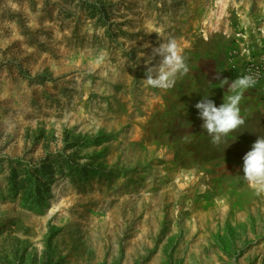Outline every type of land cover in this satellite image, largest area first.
<instances>
[{
    "label": "rangeland",
    "instance_id": "rangeland-1",
    "mask_svg": "<svg viewBox=\"0 0 264 264\" xmlns=\"http://www.w3.org/2000/svg\"><path fill=\"white\" fill-rule=\"evenodd\" d=\"M263 56L264 0H0V264H264L263 82L219 145L195 107Z\"/></svg>",
    "mask_w": 264,
    "mask_h": 264
},
{
    "label": "clouds",
    "instance_id": "clouds-1",
    "mask_svg": "<svg viewBox=\"0 0 264 264\" xmlns=\"http://www.w3.org/2000/svg\"><path fill=\"white\" fill-rule=\"evenodd\" d=\"M153 52L160 60L158 64L147 68L144 79L147 86L169 89L179 76L188 73L186 58L175 40L161 43ZM227 83V80L222 82ZM254 83L251 76H238L229 85L224 101L219 106L208 99L207 95L196 103L199 118L203 121L202 128L206 130L213 145L223 143L226 137L244 124L241 116L243 93ZM242 170L244 181L255 194H264V136L259 137L244 155Z\"/></svg>",
    "mask_w": 264,
    "mask_h": 264
},
{
    "label": "built area",
    "instance_id": "built-area-1",
    "mask_svg": "<svg viewBox=\"0 0 264 264\" xmlns=\"http://www.w3.org/2000/svg\"><path fill=\"white\" fill-rule=\"evenodd\" d=\"M246 76H251L256 84L262 83L261 90L264 93V56L261 60L250 62L246 69Z\"/></svg>",
    "mask_w": 264,
    "mask_h": 264
}]
</instances>
